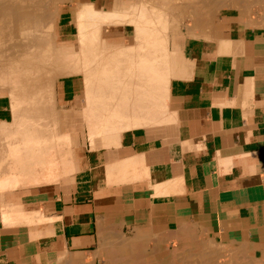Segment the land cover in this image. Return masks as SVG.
I'll return each mask as SVG.
<instances>
[{
  "label": "crops",
  "instance_id": "0c3cea01",
  "mask_svg": "<svg viewBox=\"0 0 264 264\" xmlns=\"http://www.w3.org/2000/svg\"><path fill=\"white\" fill-rule=\"evenodd\" d=\"M225 1L177 11L158 124L86 136L74 174L0 191V264H264V0ZM105 39L135 43L133 29ZM61 81L60 106L82 108L80 79Z\"/></svg>",
  "mask_w": 264,
  "mask_h": 264
},
{
  "label": "bare ground",
  "instance_id": "6f19581e",
  "mask_svg": "<svg viewBox=\"0 0 264 264\" xmlns=\"http://www.w3.org/2000/svg\"><path fill=\"white\" fill-rule=\"evenodd\" d=\"M139 1L134 5L135 1L116 0L115 7L107 9L99 8L91 0H0V93L9 95L12 115L14 113V122H3L0 127L1 193L29 182L55 181L63 173L67 175L70 168L65 167L69 164L72 171L75 170L72 150L83 143L81 137L84 135L80 136L82 140L79 139L76 127L81 130V126L77 120L73 124L74 112L70 109L63 114L57 111V84L62 79L76 76L84 80L86 98L82 102H89L85 109L88 114L93 113L91 116L85 113L92 118L88 121L92 134L90 141L99 138L97 135L102 138L104 133L113 132L110 136L115 133L119 137L124 130L158 124L162 113L159 117L156 115L160 109L155 107L156 101L160 98L165 104L167 94H170L173 67L170 52L167 54L169 31L176 24V16L180 18L181 13L177 14V11L192 14L200 0ZM215 1L221 3L222 0ZM205 2L203 6L207 5ZM67 3H71L75 11L72 31L76 35L75 41L77 39L70 47L65 45L66 42L60 44L63 38V29L59 27L63 18L61 6ZM252 4L247 6L251 8ZM199 6L201 8L197 9H202L203 6ZM202 19L207 20L204 16ZM202 25L200 27L205 26ZM187 26L191 28L189 24ZM131 27L135 35L133 45L107 43L106 33L131 30ZM159 103L157 107H160ZM72 111L78 110L74 108ZM43 172L48 175L40 178Z\"/></svg>",
  "mask_w": 264,
  "mask_h": 264
},
{
  "label": "rangeland",
  "instance_id": "374dc122",
  "mask_svg": "<svg viewBox=\"0 0 264 264\" xmlns=\"http://www.w3.org/2000/svg\"><path fill=\"white\" fill-rule=\"evenodd\" d=\"M135 1V4L134 5H138L139 3H140V1L139 0H134ZM62 8H61V10L63 11V13H62V21L60 22V24H59V27H60V30H62V34H63V38L61 39V43L60 44H64L65 42V45L68 47V45H69V47L72 45V44H74V43H76L77 42V39H76V41H75V36L73 37V36H71V37H69L70 35H73V28H74V25H75V11L74 10H72L73 8H72V4L71 3H67V4H65V5H62L61 6ZM131 29H133L132 27H131ZM73 41V42H72ZM72 42V43H71ZM168 49H167V54H168V52H170V49H169V45H168V47H167ZM173 55L171 54V53H169V60L172 62L173 60ZM78 78V77H77ZM78 79H80V81L83 83L81 86H80V91H79V93H81L84 97H85V94H84V88H85V85H84V80L82 79V78H78ZM62 81L60 80L59 82H58V84H57V89H58V93L59 94H61L62 93V91H64V90H62ZM0 95L1 96H5L6 98H7V100H9L10 98H9V95L8 94H1L0 93ZM86 98V97H85ZM57 99L59 100V95L57 96ZM79 100V97H78V99H77V102H76V107H78L81 103L78 101ZM158 102H162V101H160V98H159V101H156V103L158 104ZM58 103H59V101H58ZM89 103V102H88ZM88 103H87V101H86V103H82L83 104V106H82V108H76V107H74V108H76L78 111H72L73 109L71 108L70 110H71V112H74V115H72V116H75V117H72L73 118V120H74V122H73V120H72V122H73V124L76 122L75 120H77V124L78 125H80L81 127H80V129L81 130H79L78 128L79 127H76V129H77V134H79V139H81V138H83V139H85V137L86 136H88V138L89 139H92L91 138V133H89V134H83V133H81L80 131H84L86 128L88 129V127H89V122L88 121H90V119H92V118H90V114H92L93 115V113L90 111V114H88L89 112L85 109V107L87 108V105H88ZM85 104H87V105H85ZM157 104L155 105V107L156 108H159V107H157ZM159 106H160V103H159ZM92 107V106H91ZM57 111L59 112V113H62L63 111H65V110H67V111H69V107L67 108V109H64V107L63 106H60V104H57ZM62 109H64V110H62ZM83 109H85V110H83ZM62 110V111H61ZM83 110V111H82ZM159 110L160 109H157V112H159ZM61 111V112H60ZM84 113V114H82V112ZM77 112H79V113H77ZM157 112H155V113H157ZM64 113V112H63ZM62 113V114H63ZM88 114V115H90V116H88L87 117V115L86 114ZM61 115V114H60ZM85 115V116H84ZM152 115V114H151ZM157 115V114H156ZM155 115V116H156ZM78 116V117H77ZM83 116V117H82ZM86 117L88 118V120H86ZM75 118H77V119H75ZM80 119V120H79ZM82 119H83V122H80V121H82ZM85 121H87V122H85ZM14 122V121H13ZM12 122V123H13ZM80 123V124H79ZM82 123V124H81ZM10 124V123H9ZM72 124V125H73ZM88 126H87V125ZM77 125V126H78ZM1 127V126H0ZM74 127V126H73ZM74 127V128H75ZM74 128H72V131H73V133L75 132V130H74ZM0 129H2V128H0ZM89 129H91V128H89ZM79 132V133H78ZM0 134H1V131H0ZM84 135V137H81L80 138V136H83ZM5 137V136H4ZM94 139H95V137H94ZM94 139L93 140H91V141H94ZM79 146V145H78ZM76 147H74L73 148V150H72V152H73V155H74V158H73V163H75L74 165H75V169H76V164H77V161H76V155H77V152H76ZM70 168L66 173H67V175H65V173H63V175H61V177H57L56 179L57 180H55L56 182L58 181V180H60V179H64V178H67V177H69L70 176V174H74L75 173V171L76 170H74V171H72L73 170V167H71V165L69 164V165H67V167H65V168ZM72 172H71V171ZM42 175V176H41ZM41 175L39 176L40 178H44V176H46V175H48V174H45L44 172L43 173H41ZM54 181V180H53ZM53 181H51V182H53ZM54 181V182H55ZM42 183H43V180L41 181ZM41 182L39 183V184H41ZM44 182H46V183H51L50 181H44ZM30 183L31 184H35V183H32V182H29L28 184L26 183V184H24V186L25 185H30ZM37 184V183H36ZM22 186H23V184H22Z\"/></svg>",
  "mask_w": 264,
  "mask_h": 264
}]
</instances>
